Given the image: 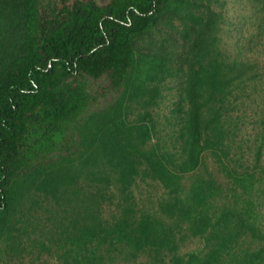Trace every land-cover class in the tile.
<instances>
[{
    "label": "trees",
    "instance_id": "obj_1",
    "mask_svg": "<svg viewBox=\"0 0 264 264\" xmlns=\"http://www.w3.org/2000/svg\"><path fill=\"white\" fill-rule=\"evenodd\" d=\"M229 2L0 0V264H264V0Z\"/></svg>",
    "mask_w": 264,
    "mask_h": 264
},
{
    "label": "rangeland",
    "instance_id": "obj_2",
    "mask_svg": "<svg viewBox=\"0 0 264 264\" xmlns=\"http://www.w3.org/2000/svg\"><path fill=\"white\" fill-rule=\"evenodd\" d=\"M229 4H228V8H229V14L230 16H235L238 12H237V8L239 6V4H244L246 2V0H240V3L235 2V0H229ZM171 96L175 94V90H171L170 91ZM108 98H111V95L108 96ZM105 101V100H104Z\"/></svg>",
    "mask_w": 264,
    "mask_h": 264
}]
</instances>
